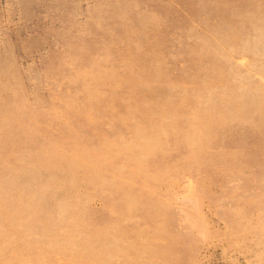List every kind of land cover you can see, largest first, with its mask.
<instances>
[{
  "label": "rangeland",
  "instance_id": "obj_1",
  "mask_svg": "<svg viewBox=\"0 0 264 264\" xmlns=\"http://www.w3.org/2000/svg\"><path fill=\"white\" fill-rule=\"evenodd\" d=\"M0 264H264V0H0Z\"/></svg>",
  "mask_w": 264,
  "mask_h": 264
}]
</instances>
